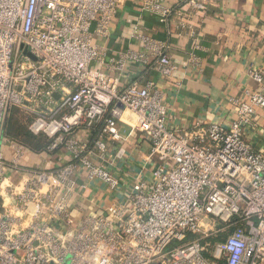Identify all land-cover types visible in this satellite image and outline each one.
I'll use <instances>...</instances> for the list:
<instances>
[{"label": "built area", "instance_id": "1", "mask_svg": "<svg viewBox=\"0 0 264 264\" xmlns=\"http://www.w3.org/2000/svg\"><path fill=\"white\" fill-rule=\"evenodd\" d=\"M124 1L0 0V264H264V151L247 136L264 108V69L249 72L261 91L231 99L228 125L170 128L154 83L121 86L92 67L104 56L93 35H109ZM131 1L162 22L172 13L162 0ZM150 47L169 79L167 46ZM12 111L49 142L45 153L65 149L70 161L23 169L25 147L16 144L8 162ZM83 130L92 138H81ZM137 134L148 143L147 164L124 171L114 149ZM101 184L109 198L93 213L71 208L78 191Z\"/></svg>", "mask_w": 264, "mask_h": 264}, {"label": "crops", "instance_id": "2", "mask_svg": "<svg viewBox=\"0 0 264 264\" xmlns=\"http://www.w3.org/2000/svg\"><path fill=\"white\" fill-rule=\"evenodd\" d=\"M198 1L204 7H192L184 0H162L172 10L168 21L162 22L158 14L143 9L141 3L125 0L110 25L109 35H93V44L104 49L102 60L92 63L93 69L116 78L121 86L136 80L142 86L154 83L164 93L168 126L180 130L192 129L198 123L228 125L236 116L231 99H244L246 90H262L249 72L264 69V0ZM150 42L167 46L175 67L169 79L158 71ZM130 53L140 59L127 57ZM119 59L124 60L122 69L112 67ZM17 115L12 111L5 129L3 150L8 162L14 157L16 144L25 147L20 161L23 169H51L70 161L71 154L65 149L48 154L23 142L24 133H30ZM254 121L248 140L255 150L264 151L263 107L256 109ZM79 135L92 138L87 130ZM114 152L115 161L124 171L129 165L141 169L147 164L149 146L146 141L140 142L137 134ZM100 188L78 191L70 200L71 208L79 214L93 213L109 198L107 186L101 184Z\"/></svg>", "mask_w": 264, "mask_h": 264}, {"label": "trees", "instance_id": "3", "mask_svg": "<svg viewBox=\"0 0 264 264\" xmlns=\"http://www.w3.org/2000/svg\"><path fill=\"white\" fill-rule=\"evenodd\" d=\"M23 137L24 138L22 139V141L27 143V145L33 148L34 150H45L49 144L47 140L28 134L27 132L24 133Z\"/></svg>", "mask_w": 264, "mask_h": 264}, {"label": "rangeland", "instance_id": "4", "mask_svg": "<svg viewBox=\"0 0 264 264\" xmlns=\"http://www.w3.org/2000/svg\"><path fill=\"white\" fill-rule=\"evenodd\" d=\"M18 181H19V178H16V182H18ZM16 182H15V184H17ZM0 192H4V190H2V191H0ZM4 202H5V200H4L3 196H1V194H0V211H2V210L4 209V208H3V206H4ZM7 209H8V210H11V207L8 206Z\"/></svg>", "mask_w": 264, "mask_h": 264}, {"label": "water", "instance_id": "5", "mask_svg": "<svg viewBox=\"0 0 264 264\" xmlns=\"http://www.w3.org/2000/svg\"><path fill=\"white\" fill-rule=\"evenodd\" d=\"M26 53L29 54L28 51H26Z\"/></svg>", "mask_w": 264, "mask_h": 264}]
</instances>
